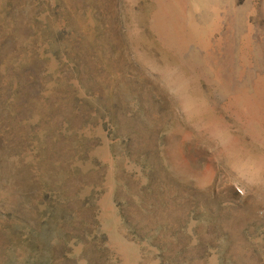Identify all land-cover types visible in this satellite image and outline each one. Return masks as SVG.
<instances>
[{
	"label": "rangeland",
	"instance_id": "rangeland-1",
	"mask_svg": "<svg viewBox=\"0 0 264 264\" xmlns=\"http://www.w3.org/2000/svg\"><path fill=\"white\" fill-rule=\"evenodd\" d=\"M0 264H264V0H0Z\"/></svg>",
	"mask_w": 264,
	"mask_h": 264
}]
</instances>
